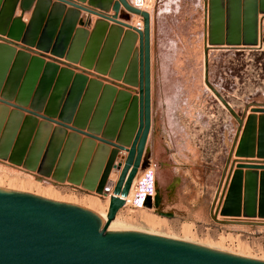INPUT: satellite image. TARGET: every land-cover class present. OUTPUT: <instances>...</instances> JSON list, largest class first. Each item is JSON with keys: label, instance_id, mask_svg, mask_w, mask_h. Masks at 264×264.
<instances>
[{"label": "water", "instance_id": "95a60500", "mask_svg": "<svg viewBox=\"0 0 264 264\" xmlns=\"http://www.w3.org/2000/svg\"><path fill=\"white\" fill-rule=\"evenodd\" d=\"M18 1L5 0L2 6L0 0V34L36 44L39 49L79 63L84 69L82 73H76L69 67L47 62L43 57L31 56L27 51H17L9 42L0 43V129L8 113L10 119L19 121L24 117V111H28L31 115H27V121L32 126L37 123V116L45 120L39 122L30 154L25 158L7 152L17 128V124L9 127V122L2 135L5 141L0 146V159L22 164L31 171L50 173L58 182L67 180L103 197L109 195L110 202L105 224L96 214L82 207L0 188V264H264L263 260L109 225L124 207L131 182L145 161L152 124L150 13L128 0L115 1L112 16L70 0H58L52 6L50 0H37L27 25L21 16L14 17ZM35 1L22 0V14ZM88 2L99 9L111 5V0ZM65 4L72 8L67 10ZM121 5L143 17V30L118 18ZM79 10L100 17L91 30L76 26L78 22L84 24L82 19L78 21ZM29 29L39 32L34 36L33 32L28 33ZM137 40L139 46L135 47ZM10 68L7 83L2 87ZM90 69L108 74L126 85L138 86V95L104 84L100 79L88 78L85 71ZM22 75L25 76L24 87L15 95V88L10 84L14 81L17 85ZM38 81V87L46 86L47 92L52 85L50 96L46 103L38 102L41 91H36L31 105L35 110L26 109L24 105L29 104ZM47 92L43 93L47 95ZM9 100H16V105ZM9 105L15 109L10 110ZM260 110L264 112V109ZM57 116L73 125L55 121L53 117ZM53 121L61 127H54ZM262 127L264 129V125ZM68 128L73 131L66 134ZM52 132L59 141L63 135L68 137L59 161L50 172V162L46 163L49 168L39 166V163ZM82 134L86 138L83 139ZM81 141L82 147L74 160L76 145ZM70 142H74L72 147ZM4 146H7L6 150ZM238 146L239 154L254 155L251 135H243ZM261 148L264 149L263 144ZM120 151L127 152L123 161L117 159ZM113 168L120 174L112 189L108 181ZM232 174L233 167L213 215L217 222H232L217 218ZM160 200L158 192L156 206L160 205ZM146 205H152L151 198Z\"/></svg>", "mask_w": 264, "mask_h": 264}, {"label": "rangeland", "instance_id": "374dc122", "mask_svg": "<svg viewBox=\"0 0 264 264\" xmlns=\"http://www.w3.org/2000/svg\"><path fill=\"white\" fill-rule=\"evenodd\" d=\"M70 1L112 16L115 14L113 3L117 0H111V5L105 9L90 5L88 0L83 3ZM4 2L1 0V5ZM55 2L58 0H50V5ZM36 4L37 0L22 14V0H19L14 17L21 16L28 25ZM65 5L67 10L72 8L70 4ZM145 8L150 11L152 126L144 153L145 161L137 173L140 180L139 177L152 169L156 185L151 195L152 205L144 203L141 207H134L128 204L116 215V225L154 230L155 233L181 239L185 236L183 225L188 224L196 242L220 245L231 251L249 253L258 259L264 258V149L261 148L264 145V112L260 110L264 109V0H152ZM27 12H30V17L25 20ZM79 12L78 21L82 19L84 24L78 22L77 27L91 30L95 21L100 19L84 10ZM81 14L84 17L81 18ZM134 14L121 5L118 18L132 23L136 18ZM141 19L144 23L143 17ZM124 29L127 30L126 27ZM32 32L36 36L39 31L28 30V33ZM1 42H9L17 51H27L31 56L43 57L47 62L69 67L76 73H82L84 69L79 63L67 61L51 51H43L24 39L15 40L0 34ZM207 42L217 48L210 47ZM10 71L11 68L2 87L7 83ZM85 73L88 78L100 79L104 84L128 89L132 95H138V86L126 85L93 69ZM24 81L25 76L22 75L17 85L14 81L10 84L15 88L13 94L20 92ZM39 83L34 84L32 98L29 104L24 105L26 109L35 110L31 105L36 91H41L38 102H47L52 85L47 92L46 86L38 87ZM9 101L16 105V100ZM13 105H9L10 110L15 109ZM38 112L45 115L43 111ZM24 114L31 115L28 111ZM37 118L45 121L40 116ZM53 119L73 125L58 116ZM55 121L52 125L61 127ZM72 131L68 128L66 134ZM243 135H251L254 143L252 156L237 152ZM82 138L86 136L82 134ZM2 141L5 139L0 136V146ZM63 144L62 139L55 142L53 150V142L48 141L41 153L39 166L45 167L50 162L51 167L47 165L46 168L52 172L60 159ZM31 145L32 142L25 149L26 153L23 151L25 154L16 156H28ZM7 152L9 155L16 153L10 148ZM231 167L232 180L226 190L227 194L232 186L228 213L218 214L217 218L232 222L221 223L213 215L217 212ZM114 171L118 173L113 168L110 177ZM1 176L5 183L15 178L35 181L40 184L43 194L51 188L62 201L78 205H84L90 197H97L106 209L105 197L100 194L67 180L58 182L50 173L31 171L22 164L0 159ZM176 183L178 188L174 193L167 190V186ZM181 187L184 189L182 192ZM158 192L163 201L160 200V205L156 206ZM225 203L223 199L221 206ZM169 213L171 215H167ZM149 217L158 220V224L148 222Z\"/></svg>", "mask_w": 264, "mask_h": 264}, {"label": "bare ground", "instance_id": "6f19581e", "mask_svg": "<svg viewBox=\"0 0 264 264\" xmlns=\"http://www.w3.org/2000/svg\"><path fill=\"white\" fill-rule=\"evenodd\" d=\"M129 2H131V0H129ZM131 4H133V3H131ZM138 8H140L142 10L149 11L145 7H138ZM29 16H30V14H29V12H27L25 14V16H24L25 17L24 19L27 20L29 18ZM134 16L136 18L130 24L133 25L134 27H138L141 30H143L144 26H143V21H141L142 20L141 19L142 18L141 15L134 14ZM207 43H208V45L210 47L217 48L216 46H211L209 44V42H207ZM257 43H258V41H257ZM0 115H1V111H0ZM151 126H152V124H151ZM125 154L127 155V152L124 151L122 155L126 156ZM116 177H117V173H115V171L112 172L110 179L111 180H116ZM139 179L140 180H138V173H137V175L133 178V180L131 182L128 195L125 197L126 203H125L124 207L127 206L130 203L134 207H137V206L141 207V206H143L144 203H147V200L149 198L152 199L151 195L154 193L155 185H156L154 183L155 180H154V174H153L152 169L151 170L149 169L147 172H145L144 175L141 176V178L139 177ZM4 181L5 180H3V177L1 176L0 177V188L21 191V192H25V193H29V194H32V195H36V196H39V197H42V198H45V199H48V200L76 205V206L82 207L84 209H87V210L93 212L94 214H96L103 221V223H105V224L107 223V214H108V208H109V202H110V196L109 195L105 197L106 209H104L102 207V205H101L100 199L97 198V197H90V198H88L86 200L84 205H78V204L70 202V201H68V202L62 201L60 198H58L55 195L54 191H52L51 188H48L46 190V193L43 194L40 184L35 182V181H31V180H29V181H27V180L20 181L18 178L9 180L7 183H5ZM114 182H116V181H114ZM136 184L138 186H136ZM149 192H150V194H148ZM111 193H112V190H111ZM140 196L141 197L143 196V198H144V202H142V203L139 202V197ZM229 199H230V196H229V191H228L226 196L224 197V200H226V203H225V205L223 207L221 206L220 211H219L218 214H220V215L222 214L223 215V214H227L228 213V210H227L228 202H227V200H229ZM144 218L146 219V218H148V216H144ZM148 220L147 221L151 222L152 224H155V223L158 224L157 222H159L158 220H155V218H150ZM109 225L117 226L115 220L114 221L112 220ZM117 227L130 229V230H134V231H138V232H142V233H146V234H150V235H155V236L165 237V238H169V239H174V240H178V241H183V242H187V243H192V244H195V245H198V246L214 249V250H217V251L227 252V253L243 256V257H248V258H252V259H258V258H256L255 256H253V255H251L249 253L231 251V250L223 248L220 245H213V244H210V243L208 244V243L196 242L193 239L192 231L190 230V226L188 224H186V225L184 224L183 225V229L182 230H183V233H184L185 236H184V238H181V239L175 238V237H172V236H169V235H162V234H159V233H155L154 230L153 231H144V230H139L138 228L136 229V228H132V227H125V226H117ZM258 260H263L264 261V258H259Z\"/></svg>", "mask_w": 264, "mask_h": 264}, {"label": "crops", "instance_id": "0c3cea01", "mask_svg": "<svg viewBox=\"0 0 264 264\" xmlns=\"http://www.w3.org/2000/svg\"><path fill=\"white\" fill-rule=\"evenodd\" d=\"M18 10L19 9H17V15H18ZM29 14H30V12H29ZM30 17V16H29ZM82 17H84V15L83 14H81V18ZM25 18V17H24ZM29 19V18H28ZM27 19V20H28ZM26 20V19H25ZM139 46V42L137 41V43H136V45H135V47H138ZM10 113H8L5 117H4V120H3V124H2V128L0 129V136H2L3 134H4V129H5V127L7 126V124L10 122L11 123V125H9V127H12V124H17L16 126H17V128H16V132H15V135H14V138H13V140H12V142H11V146L9 147L10 148V150H11V152L12 151H14L15 149H16V154H25L26 153V148L28 147H30V143L31 142H33V139H34V137H35V135L37 134V131H38V124H39V122L40 121H37V123H35L33 126L32 125H30L29 123H28V121H27V115L26 114H24V117L23 118H21L19 121L17 120H12V119H10ZM33 127V128H32ZM53 132H54V130H53ZM53 132L51 133V136H50V138H49V143H51V141L53 142V150L55 149V145H54V143L55 142H58L59 141V139H58V137H56V136H54V134H53ZM67 135H64V137L62 138V143H63V141H64V144H63V146L65 145V143H66V141H67ZM18 144V145H17ZM74 144V142H70V146L72 147V145ZM82 144H83V142L81 141L80 143H77V145H76V149H75V152H74V160H75V158L77 157V155H78V153H79V151H80V149H81V147H82ZM27 148V149H28ZM73 149V148H72ZM111 150H112V148H111ZM25 153H24V152ZM123 152L124 151H120V153H119V155H118V160H121V161H123V156L124 155H122L123 154ZM122 153V154H121ZM126 155V154H125ZM119 173H120V171H118V173H117V177H116V180H117V178H118V176H119ZM116 180H111V179H109V181H108V185L109 184H111V187H112V189H113V186H114V184L116 183V182H114V181H116ZM177 188H178V184L176 183L175 185L173 184V185H169V186H167V190H170L171 191V193H174L176 190H177ZM111 189V190H112ZM181 189H182V187H181ZM180 189V190H181ZM184 189H182L181 190V192L183 191ZM161 201H163V200H161Z\"/></svg>", "mask_w": 264, "mask_h": 264}, {"label": "built area", "instance_id": "2783aa9c", "mask_svg": "<svg viewBox=\"0 0 264 264\" xmlns=\"http://www.w3.org/2000/svg\"><path fill=\"white\" fill-rule=\"evenodd\" d=\"M149 1H151V0H131V3H133L134 4V6L135 7H145V5L149 2ZM132 4V5H133ZM138 198V197H137ZM139 202H144V198H143V196L141 197H139Z\"/></svg>", "mask_w": 264, "mask_h": 264}]
</instances>
